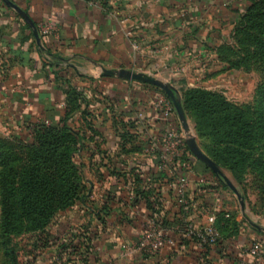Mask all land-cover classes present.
I'll return each instance as SVG.
<instances>
[{
  "label": "crops",
  "instance_id": "crops-1",
  "mask_svg": "<svg viewBox=\"0 0 264 264\" xmlns=\"http://www.w3.org/2000/svg\"><path fill=\"white\" fill-rule=\"evenodd\" d=\"M13 1L33 19L41 43L0 0V108L24 137L36 124L62 122L71 107L68 93H78L71 124L85 137L81 153L97 157L100 174L98 192L86 205L95 232L90 229L86 244L76 245L88 258L84 264H238L243 246L260 234L245 228L240 202L216 184L229 228L215 248L197 247L189 226L203 221L212 200L195 188L190 207L178 206L168 173L161 170L162 147L149 146L165 130L152 119L158 114L155 100L164 93L141 76L179 84L182 61L206 55L208 25L234 19L247 0ZM172 119L180 126L178 115ZM192 161L198 173H210ZM146 217L178 244L144 254L136 241L146 231ZM95 235L100 252H93Z\"/></svg>",
  "mask_w": 264,
  "mask_h": 264
},
{
  "label": "rangeland",
  "instance_id": "rangeland-1",
  "mask_svg": "<svg viewBox=\"0 0 264 264\" xmlns=\"http://www.w3.org/2000/svg\"><path fill=\"white\" fill-rule=\"evenodd\" d=\"M253 1L247 0L245 10L239 11L234 19L233 17L225 18L208 25L205 33L210 40L205 45L204 58L198 55L199 58L196 57L195 60L182 61L181 67L184 69L181 70L182 75L178 78L180 82L174 83L181 96L182 90L187 88H203L222 95L245 111L264 113V86H262L264 85V59L261 60L255 56V46L246 48L248 41L242 40L244 36L239 32L245 13ZM237 61H240L239 65L236 64ZM160 78L167 81L165 78ZM187 117L191 125L190 133H186L180 123L181 130L186 137L190 134L198 139L194 128L195 118L190 115ZM9 120V115L0 108V264H7L9 261L13 263V260H15L14 264H84L83 254L75 248L76 245L80 246L78 242H82V245L86 244L84 234L89 232L96 223L90 221L92 215L82 202L56 211L54 217L43 228H34L30 220L24 218L16 220L15 223L13 221L15 227L5 233L2 193L3 190L11 192L14 196H12L13 203H17L20 199V173L29 164L31 148V142L24 140L28 137L20 136L9 124ZM201 140L204 141L201 148L211 143L210 138L203 137ZM262 143V147H257L259 149L251 163L240 174L239 183L224 170L245 197V210L241 211L240 208L245 220V228L257 231L260 238H264V230L256 228L254 224L264 227V172L262 173L258 162L264 161V141ZM95 159L97 160V157L91 155L89 151H86L84 155L80 152L76 156L80 165V174L89 190V202L94 200L100 185L97 184L100 174L95 169ZM200 164L204 168L201 161ZM218 180L220 184H225L221 178ZM227 192L239 202L230 188ZM145 219L146 230L150 227L153 229L154 227L150 225L153 220L149 217ZM205 222L206 216L201 224ZM94 230L92 229V232H95ZM144 233L142 232L136 241L138 247ZM99 240V236L95 235L93 252L103 250ZM250 244L252 242L245 244L243 248H247Z\"/></svg>",
  "mask_w": 264,
  "mask_h": 264
},
{
  "label": "trees",
  "instance_id": "trees-1",
  "mask_svg": "<svg viewBox=\"0 0 264 264\" xmlns=\"http://www.w3.org/2000/svg\"><path fill=\"white\" fill-rule=\"evenodd\" d=\"M243 21L239 32L244 36L242 40L248 41L246 48L255 46V56L264 59V0H254ZM77 95L76 90L68 93L71 107L62 122L30 127L28 139H24L31 142V148L29 164L20 173V199L13 203L11 192L3 190L2 193L5 233L15 227L13 221L18 219L27 218L34 228L40 229L48 224L56 211L78 202L88 204L89 190L76 160L85 145V137L71 124L72 113L78 108ZM181 100L186 114L195 118L194 128L200 146L204 144L201 138L211 139L202 150L239 183V176L251 163L257 147L263 146L264 113L245 111L222 95L203 88L182 90ZM258 162L263 173L264 161ZM203 165L211 176L220 178ZM86 189L88 191L84 192ZM229 224L230 219L221 213L217 223L220 233H226ZM87 251L89 255L90 250ZM84 261L88 262V258ZM14 263L15 260L7 264Z\"/></svg>",
  "mask_w": 264,
  "mask_h": 264
},
{
  "label": "built area",
  "instance_id": "built-area-1",
  "mask_svg": "<svg viewBox=\"0 0 264 264\" xmlns=\"http://www.w3.org/2000/svg\"><path fill=\"white\" fill-rule=\"evenodd\" d=\"M96 2L97 0H90ZM155 108L158 114L152 119L158 120L165 125L161 136L153 138L149 142L151 149L162 147L161 170L168 173L169 179L174 186L177 195V204L182 207H190V192L195 188L202 193L209 194L212 204L206 208V222L196 223L192 221L189 226V234L193 236L198 248L213 249L220 241L221 233L217 226L221 208V195L217 192L215 185L220 184L218 179L206 174L198 173L192 161L194 155L190 151L186 136L177 126L172 117L177 116L173 103L161 94L155 100ZM140 117L144 114L140 113ZM229 214H225L228 217ZM152 221V220H151ZM150 227L142 235L139 248L145 254H156L167 246H176L179 239L176 236H169L168 233L152 221ZM238 264H264V238L258 237L247 248H242Z\"/></svg>",
  "mask_w": 264,
  "mask_h": 264
},
{
  "label": "water",
  "instance_id": "water-1",
  "mask_svg": "<svg viewBox=\"0 0 264 264\" xmlns=\"http://www.w3.org/2000/svg\"><path fill=\"white\" fill-rule=\"evenodd\" d=\"M3 2L8 7L15 10L26 21L28 26L33 31L37 42L40 44L41 38H40L38 27L36 26L33 19L29 16V14L21 6H19L16 2H14L13 0H3ZM105 73L108 75H114L115 74V72L111 71V70H106ZM141 77L143 78V80L145 82L158 87L160 90H162L167 95V97L171 100V102L173 103V105L177 111V114H178V117H179V120H180V123H181L183 130L186 133H190L191 125H190V122L188 120L187 114L184 110L179 89L174 84H172L171 82L163 81V80L155 78L153 76L144 75ZM186 143H187L190 151L194 155V157L196 159H198L199 161H201L203 164H205L216 176L220 177L225 182L227 187H229L235 193V195L237 196V198L241 204V209H242V211H244L245 210V197H244V195L239 190V188L235 185V183L230 179V177L224 172V170L221 168V166L217 162L212 160L202 150V148L200 147L195 136H192L189 134V136L186 138ZM254 226L258 229L264 230V227H261L259 224H254Z\"/></svg>",
  "mask_w": 264,
  "mask_h": 264
}]
</instances>
